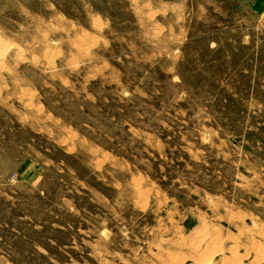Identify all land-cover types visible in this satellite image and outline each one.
<instances>
[{
    "label": "rangeland",
    "instance_id": "obj_1",
    "mask_svg": "<svg viewBox=\"0 0 264 264\" xmlns=\"http://www.w3.org/2000/svg\"><path fill=\"white\" fill-rule=\"evenodd\" d=\"M254 1L0 0V264H264Z\"/></svg>",
    "mask_w": 264,
    "mask_h": 264
},
{
    "label": "trees",
    "instance_id": "obj_2",
    "mask_svg": "<svg viewBox=\"0 0 264 264\" xmlns=\"http://www.w3.org/2000/svg\"><path fill=\"white\" fill-rule=\"evenodd\" d=\"M109 106L111 108H113V109L115 108V110H119L118 109V104L111 103ZM73 107L75 109H73V113L74 114L72 116H76L77 119H76V121H71V119H70V121H69L70 123L74 124L75 126H79L80 124H84V123H89L90 125H93L89 121L91 118H95V116L93 115L91 107L88 106V107H86L84 109H78L77 106H73ZM114 113L116 115L120 116L119 118H124V117H127V116H131L132 111L129 108H123L121 111H119V113H116V112H114ZM69 118H71V117H69Z\"/></svg>",
    "mask_w": 264,
    "mask_h": 264
},
{
    "label": "crops",
    "instance_id": "obj_3",
    "mask_svg": "<svg viewBox=\"0 0 264 264\" xmlns=\"http://www.w3.org/2000/svg\"><path fill=\"white\" fill-rule=\"evenodd\" d=\"M252 9L257 13L262 26H264V0H255Z\"/></svg>",
    "mask_w": 264,
    "mask_h": 264
},
{
    "label": "bare ground",
    "instance_id": "obj_4",
    "mask_svg": "<svg viewBox=\"0 0 264 264\" xmlns=\"http://www.w3.org/2000/svg\"><path fill=\"white\" fill-rule=\"evenodd\" d=\"M203 241V240H202ZM210 241V240H209ZM204 242H206V241H204ZM208 244V243H207ZM203 245V244H202ZM209 245V244H208ZM200 247V246H199ZM202 254V253H201ZM258 256V255H257ZM261 259V258H260ZM225 261V260H224ZM257 262V261H256ZM177 263V261H175L174 260V262H173V264H176ZM181 263H182V261H181ZM205 264H207V263H205ZM209 264V263H208Z\"/></svg>",
    "mask_w": 264,
    "mask_h": 264
}]
</instances>
